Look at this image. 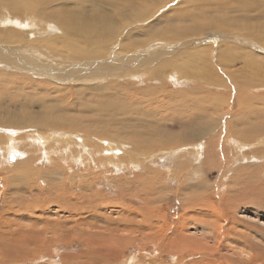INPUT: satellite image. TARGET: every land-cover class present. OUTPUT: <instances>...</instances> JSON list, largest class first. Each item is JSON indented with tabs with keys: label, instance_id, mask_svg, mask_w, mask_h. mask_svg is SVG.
<instances>
[{
	"label": "rangeland",
	"instance_id": "374dc122",
	"mask_svg": "<svg viewBox=\"0 0 264 264\" xmlns=\"http://www.w3.org/2000/svg\"><path fill=\"white\" fill-rule=\"evenodd\" d=\"M147 1L139 41L165 40L171 21L193 32L140 55L146 74L113 80L130 84L115 87L118 97L91 93L86 85L96 82L81 76L32 78L21 63L0 71V264H264V0ZM224 16L243 29L201 26ZM26 26L34 37L19 50L33 63L59 72L79 59L73 46L41 55L35 26ZM216 44L223 53L224 44L242 49L221 62ZM204 46L209 61L196 60ZM54 108L48 118H68L63 127L46 122L42 112ZM53 126L62 131L47 132ZM91 135L101 147L87 154L75 142L91 149ZM37 136L52 139L44 145ZM125 215L140 226H123Z\"/></svg>",
	"mask_w": 264,
	"mask_h": 264
},
{
	"label": "bare ground",
	"instance_id": "6f19581e",
	"mask_svg": "<svg viewBox=\"0 0 264 264\" xmlns=\"http://www.w3.org/2000/svg\"><path fill=\"white\" fill-rule=\"evenodd\" d=\"M146 1L147 0H0V71L4 70L3 68L8 69L10 67V69H11V66L14 67V63H16V64L21 63L23 65V67H20L19 69L27 72L26 74H30V76L32 78L37 77L39 75L42 77L48 78L49 75H44L46 72L48 73V71L52 72V76H54V77L50 76V78H53V80H55L59 75L60 78H64L67 81H78V78L81 76V79H86L89 82H96L94 84L91 83V84L86 85L87 87L91 88V91H90L91 93L100 92V93L106 95L108 99H111L112 96L118 97V92H117L116 88H123V86H125V87L130 86V84L125 83V82H123L124 83L123 84L122 82H116L113 80L118 79L119 78L118 76H121V77L126 78V79L134 78L138 73L141 74V72H144L145 70L142 67V65H144L143 64L144 59H141L140 55H142L144 53H150L147 50L150 48L153 49V47L157 46V45L161 46L164 43H166V47L170 44L173 45V43L175 44L178 40L180 41V40L184 39V37H186L187 34H189L190 32H193L188 27L177 29L174 27V25L171 21V25H168V27H165L166 32L164 34H161L165 40L157 41L154 39L153 41H151L152 43L149 41L150 44L148 42L145 44V42L139 41L137 38L134 37L136 35V32H137V31H135L136 21L144 20L147 16L151 15V14L148 15L150 11L148 12L149 9L147 10V8L144 4V2L146 3ZM149 1H147V2H149ZM242 1L243 0H238L239 3L240 2L242 3ZM59 4L66 5L64 7L63 11L56 9V8H58L57 5H59ZM250 5H252V4L250 3ZM245 6H247V5H245ZM248 7H250V6H248ZM254 7H255V5H254ZM145 9L147 10V12H145ZM240 9H242V7H240ZM245 10H246V8H245ZM249 10H247V11H249ZM222 11H224V10H222ZM243 16L245 17L246 15L244 14ZM227 18L228 17L224 16V18L219 17L214 21L204 20L203 22H201V26L221 29L223 26H228V27L233 26L232 24H237L236 25L237 27L240 25L239 21L235 20V19H237V17L236 18L232 17L231 20L230 19L228 20ZM248 18H246V20ZM239 19L242 20L243 17H239ZM50 21H53V24L50 23ZM23 24L25 25V27H27L26 26L27 24L35 26L34 27L36 29V31H35L36 35L35 36L39 35L40 40L39 39L38 40L40 41L42 47L37 46V44H35V45L33 44V45L35 47L36 46L38 47L40 54L43 51H46L48 49V51L52 50V52L49 51V54H50V55H48L49 58L57 57L58 55L55 54V51L57 49H59L61 47L73 46L79 50V54H80L79 59H77L76 61L73 62L74 64L69 69V71L68 70H66V71L59 70V72H57L59 67L52 66L50 64L46 65L45 62L40 58L39 59L41 60V62L38 61L37 64L33 63L29 58L24 57L23 52H21L19 50L21 47L23 48V46H25V45H22L21 42L28 41V39L30 41V39L32 37H34V36H31L33 34L31 32L32 29L28 30V31H25V30L22 31V29H23L22 25ZM167 24H166V26H167ZM127 25H129V27H128L129 29L126 30L125 35H123V37H122L121 36L122 32L125 30V27ZM12 26H15V28ZM16 27H18V29ZM20 27H21V29H19ZM252 27H255V26H252ZM240 28H242V27H240ZM247 29H249V28L247 27ZM42 36H45V37L42 38ZM247 36H248V34H247ZM45 44H46V46H45ZM219 44H216V46H217L216 48L218 49V56H217L218 59H216V60H220L221 62H223L224 60L229 62L230 61V55L236 56L235 50L238 51V50L242 49V47H239V46H237V48L236 47L233 48V46L230 44H224V49H222V50H224L225 53H223V52L219 51V47H218ZM164 46H165V44H164ZM164 46H162L161 49ZM211 49H212V47H211ZM29 50H31V49H29ZM34 50H36V49H34ZM208 50H210L209 46H204L202 48L197 49L195 51L196 60L209 61ZM86 53H88V54L86 55L85 60H83L82 58ZM237 54H239V53H237ZM28 55H29V53H28ZM149 56H154V55H152V53H151ZM35 57H37V56H35ZM247 57L251 58L250 54ZM233 60H234V58H233ZM247 60H245V61H247ZM258 61H259V59H258ZM215 64H216V62H215ZM221 64H220V66H222ZM180 65L177 68H179ZM229 67H230V65H229ZM250 67H252V66H250ZM13 69H16V67ZM162 71H164V70H162ZM159 72H158V74H159ZM178 72L180 74V70L179 71L174 70L173 74H177ZM182 72H183V69H182ZM199 73H198V75L190 76V77H193V81H194V78L202 77V75H199ZM82 74H85V75H82ZM145 74L146 73H142L141 75H145ZM179 74H177V76ZM181 74H180V78L184 79L186 76L181 75ZM209 75L211 76V74H209ZM174 76L175 75H173V77ZM215 76L216 75H214V77ZM18 78H19L18 76L10 77L8 79V81H14V80H17ZM107 78H112V79H110V81L108 83L107 82L103 83V84L98 83V82H100V80L107 79ZM203 78L206 79L204 76H203ZM208 78H210V77H208ZM250 79H251V77H250ZM201 80H202V78H201ZM206 80H205V82H206ZM219 81H209V79H208L207 83L224 82V80H222V79H219ZM39 82H41V81H39ZM80 83H82V82H80ZM84 84H86V83H84ZM200 84H201V82H200ZM108 86H110L111 88H108ZM219 86H221V85H219ZM138 90L143 91V89H138ZM197 90H198V88H197ZM184 92H185V90H184ZM163 94L164 95L167 94L166 95V97H167V96H169L170 93L164 92ZM176 95H178V94H172V95H170V97L176 96ZM124 101L130 103L132 100L129 98L127 99L125 97L122 100V102H124ZM236 110L238 113L239 110L238 109H236ZM52 111H55V108L51 109V110H45L42 112V113H44V116L46 117V122H48V123L50 122L51 124H49V125L60 124V126L63 127L68 118L56 117V118L49 119L48 117H51ZM255 114L258 115L257 113H255ZM256 115H254V116H256ZM234 116H235V113H234ZM53 127L54 128H50L47 132H49L50 134L57 135V132L62 131V130L59 131V129H58L60 127H55V126H53ZM65 133H67V132H65ZM0 137L3 138L4 135H3V137L2 136H0ZM7 137L8 136H6V138ZM63 137H64V141H66L65 144L68 145L69 141L65 140L67 137H65V136H63ZM49 138H51V137H47V136H40L39 137V136H37L36 139H37L38 143L42 144L44 141L48 142ZM31 139L34 140L33 138H31ZM87 139L89 140V145L91 146V149L88 147L87 144L85 145L82 140H81L82 142H80V140L77 139L78 141L75 142V143L79 144L80 148L82 150L86 151L87 154H91L92 152L96 151L98 148L101 147V143H99V142L97 143V136L96 135H91L90 138H87ZM14 141H15V139H13V137L9 138V141L7 142V146L9 145V147H11V149H12V144L14 143ZM98 141H99V139H98ZM100 142H104L105 144H107V143L110 144L106 140L100 139ZM18 144H20V142H18ZM44 145H46V144H44ZM0 146H2V145L0 144ZM61 146H62V142H61ZM165 146L166 145H164L163 147H165ZM5 147H4V149L6 150L7 148H5ZM0 149H1V147H0ZM84 151H82V152H84ZM50 156L51 155H49V157ZM29 163H30V161L19 162L20 166H22V165L26 166ZM1 171L6 172L7 169L4 168V169H1ZM48 190L57 191V187L55 185H52V187L51 186L48 187ZM76 205H77V203L74 204V206H76ZM131 211L132 210H130V214H131ZM133 213H134V210H133ZM132 216L128 217L125 215L124 220L125 219H126V221L128 220V223H126V221H125L126 224L124 223L123 226H132V224H131L132 222H135L134 224L136 226H140V223L135 221V218H136L135 216H137V215L133 216V218H132ZM140 220H142V219H140ZM144 221H143V223H144ZM141 223H142V221H141ZM143 223H142V225H143ZM45 224L47 225V223H45ZM147 225H149V224H146L145 226H147ZM51 230L52 231L54 230L53 225L51 226ZM7 233L9 234L10 231ZM7 233H5V235H7ZM22 234H23V232H22ZM10 236L14 237V236H16V234L13 235V233H12V234H10ZM6 239L8 241L12 240V238H10V237H9L10 240L8 239V237H6ZM15 239H16V237H15ZM11 243H12V241H11ZM7 251L8 250H6L5 252H7ZM12 253H13V251H12ZM12 253L10 252V255ZM14 255H16V254L14 253ZM13 258H15V256ZM89 263H91V262H89Z\"/></svg>",
	"mask_w": 264,
	"mask_h": 264
}]
</instances>
